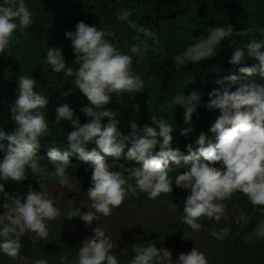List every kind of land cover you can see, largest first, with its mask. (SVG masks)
<instances>
[{
	"label": "clouds",
	"instance_id": "9594fccd",
	"mask_svg": "<svg viewBox=\"0 0 264 264\" xmlns=\"http://www.w3.org/2000/svg\"><path fill=\"white\" fill-rule=\"evenodd\" d=\"M129 13L124 12L118 19L124 20ZM34 16L25 0H2L0 2V53L6 51L17 31L23 34L33 23ZM146 36H155L143 30ZM232 31V27L210 28L205 37L190 44L174 57L176 66L189 62H199L214 56L221 41ZM264 31V30H262ZM106 33L95 25L83 21L75 25L74 30L65 32L74 53L73 64L66 66L63 50L50 46L45 62L56 73L64 77H74V86L87 98L88 105L82 111L90 119L81 123L73 119L74 111L68 103L60 104L55 109V123L63 119L71 122L73 130L67 133L68 150L62 152L57 147L47 151V161L51 165H41L36 149L39 140L49 134L45 114L38 109L46 108L48 98L34 91L36 81L31 76L21 75L17 79L16 99L9 109L14 131L7 136V145L0 143V253L16 259L20 255V238L32 232L40 238L48 236L47 222L59 215L43 185L40 191L29 186L23 196L5 191L8 181L20 182L32 175H45L58 184H69L67 169L70 153L79 154L80 159L91 169L90 187L87 198L94 211L81 212L79 208L69 211L68 218L79 216L85 226H90L97 214L109 216L112 209L121 205L129 193L137 190L145 193L148 199H155L161 193H172L173 185L182 190H189L183 200V223L193 230H199V219L220 220L225 212V205L220 201L230 200L232 194L239 191L255 206H261L264 212V85L240 83L235 90L231 87L213 89L208 93L206 107L218 109L219 115L210 125L212 138L201 133L192 144L185 145L188 154L184 155L178 147L172 146L173 125L169 119L151 116L153 126L145 124L137 128L135 121L130 123L132 131L125 135L116 119L118 113L105 107L112 99V94L121 92L143 91L144 82L131 70L132 56L119 51ZM130 52L140 55L141 49L132 45ZM248 58L257 63L244 65L238 71L251 76L257 71L264 76V40H252L244 46H237L229 58L232 65H241ZM235 84L239 77L226 78ZM67 95V93H65ZM200 94L193 91L187 96L176 95L174 105L184 108L183 119L190 124L193 113L200 102ZM107 117L106 123H102ZM190 128L182 129L187 135ZM89 143L95 147L86 150ZM157 146L159 150H157ZM125 148L127 151L125 152ZM114 157L122 153L127 159L142 163V167L126 169L127 176L113 170L104 159V155ZM194 157H196L194 159ZM203 157V159H199ZM191 161L186 171L178 172L174 183L169 177V162L179 164ZM134 181V183H132ZM237 225L249 223L247 214L238 215ZM91 235L82 241L78 249L75 264H118L112 253L113 241L104 230L95 227ZM226 226L212 231V237L224 240L230 234ZM189 234L185 233L187 238ZM254 238H264V220L248 235L250 242ZM134 253L129 264H208L203 252L193 247L189 252H181L173 260L166 248H157L156 241L149 240L132 245ZM34 264H48L45 259H36ZM61 264L64 261L61 260Z\"/></svg>",
	"mask_w": 264,
	"mask_h": 264
},
{
	"label": "trees",
	"instance_id": "16d2710c",
	"mask_svg": "<svg viewBox=\"0 0 264 264\" xmlns=\"http://www.w3.org/2000/svg\"><path fill=\"white\" fill-rule=\"evenodd\" d=\"M2 2V0H0ZM34 21L23 34L14 33L13 39L5 52L0 53V143L7 145V136L14 131V122L11 120L9 109L16 99L17 79L21 75L31 76L36 84L34 91L48 98L44 109H38L45 114L49 134L39 140L36 149L41 165H51L47 161V151L54 146L62 152L67 151L66 134L73 130L71 122L61 120L55 123V109L58 105L68 103L74 111L73 119L78 118L81 123L90 119L82 111V106L88 105L87 98L74 86V77H64L63 73H56L45 62L46 52L50 46L63 50L66 66L73 64L75 59L70 40L65 38V32L72 31L75 25L83 21L88 25H95L109 33V39L116 48L132 56L131 70L134 75L140 76L144 82L143 91L113 93L110 102L105 105L118 115L119 130L128 135L132 129L130 123L135 121L137 128L145 124L153 126L151 116L169 119L173 125L172 146L178 147L184 155L188 154L185 147L192 144L196 138L204 133L209 138L210 125L219 115L218 109H209L206 104L208 93L213 89L231 87L235 90L240 83H256L264 85V76L259 71L246 76L238 71L245 64L251 66L257 63L248 58L241 65L230 64L229 58L237 46H244L252 40H264V0H25ZM129 13L126 19L118 16ZM223 26L232 27V31L225 40L221 41L217 52L210 58L199 62H189L184 66H176L174 57L184 51L190 44L205 37L210 28ZM150 31L146 36L143 30ZM132 45L141 49L140 55L130 52ZM236 75L238 81L233 84L226 78ZM200 94V102L193 113L190 124L183 119L184 108L174 105L172 98L176 95L187 96L191 92ZM67 93V95H65ZM107 117L102 123H106ZM190 128L187 135L182 129ZM95 147L94 143L87 145L88 151ZM157 150L159 147L157 146ZM127 151V148L124 150ZM101 155H104L101 153ZM196 157H194L195 159ZM104 159L113 170L121 171L127 176L126 169L142 167L141 162L127 159L124 153L119 157L104 155ZM203 159V157H199ZM70 164L67 169L73 201L69 211L77 208L81 212L91 209V201L87 198V189L90 187L91 169L80 159L79 154L70 153ZM191 161L179 164L169 162V177L173 183L178 172L186 171ZM54 182L45 175L33 176L29 171L27 178L20 182L8 181L5 191L9 194L23 196L29 186L38 181ZM134 183V181H132ZM189 194V190H182L173 185L172 193H161L155 199H148L145 193L137 190L136 194L129 193L120 206L111 212L128 213L143 212L149 208H156L154 216H141L135 227L124 234L119 244L112 250L118 264H129L134 253L132 245L149 240L156 241L157 248L181 250L189 252L193 247L203 252L208 264H264V238H254L248 241V235L264 220L261 206H255L247 197L237 191L230 200H224L228 206L238 208L242 214H247L249 223L237 225L235 219L220 220L214 225L208 224V219L201 217L200 228L208 231L207 245L193 246L189 243L196 230L183 223V205L180 200ZM88 199L87 206L83 201ZM4 201L0 199V205ZM176 204V205H175ZM175 206V207H174ZM68 213L62 217L61 224L52 229L48 237L40 241L37 252L33 255V264L36 259H45L48 264H54L52 255L57 249L56 244L69 242L68 226L76 216L68 218ZM108 226L112 220L97 214ZM96 218V219H97ZM95 219V220H96ZM93 220V222L95 221ZM230 227L227 238L219 240L212 237V231H219ZM66 231V232H65ZM185 233L189 234L187 238ZM20 238V242L22 241ZM58 242V243H57ZM67 248L64 246V249ZM62 249V248H60ZM210 250L207 253L206 250ZM21 253V251H20ZM18 259V257L16 258ZM0 264H14V259L0 253Z\"/></svg>",
	"mask_w": 264,
	"mask_h": 264
},
{
	"label": "rangeland",
	"instance_id": "374dc122",
	"mask_svg": "<svg viewBox=\"0 0 264 264\" xmlns=\"http://www.w3.org/2000/svg\"><path fill=\"white\" fill-rule=\"evenodd\" d=\"M2 155V154H0ZM44 190L47 192L50 199H52L53 204L59 210V215L47 222L48 235L51 233L50 231L56 227H58L62 222V217H64L69 210V206L73 201L71 189L68 185L62 186L58 183L54 182H42ZM32 189L35 191H40V185L32 184ZM185 199V198H184ZM180 202L183 205V200ZM88 199L86 198L83 201V205L87 206ZM225 205L224 215L220 220L224 219H234L238 215H241L242 212L234 207L228 206L225 201H220ZM176 205V204H175ZM175 207V206H174ZM157 213L156 208H149L141 213L139 212H128V213H116L111 212L107 218L112 220V224L110 226L107 225L102 219L97 218L90 226H85L84 221L80 219L79 216H76L72 221V224L68 226V239L69 242L62 243L61 245L56 244L52 259L54 264H61V260L64 261V264H75V259L78 253V249L82 244V241L87 237L94 235L92 229L95 227L101 228L104 230L106 236L113 241V249L116 245L119 244L120 238L126 234L128 231H131L135 225L136 221L140 219L141 216H154ZM218 220V221H220ZM218 221L216 220H208V224L214 225ZM66 232V231H65ZM208 231L206 228H200L196 230L194 235L191 237L189 243L193 246L197 245H207L208 243ZM48 237V236H47ZM46 237V238H47ZM21 243V253L18 256V259H14V264H33V255L36 254L38 245L40 241L45 240L46 238H40L36 236L32 232L25 233L22 236ZM58 243V242H57ZM64 246L67 247L64 249ZM62 248V249H60ZM112 249V250H113ZM172 254L173 260L179 255V253L184 252L181 250H169ZM207 253H210V250H206Z\"/></svg>",
	"mask_w": 264,
	"mask_h": 264
}]
</instances>
